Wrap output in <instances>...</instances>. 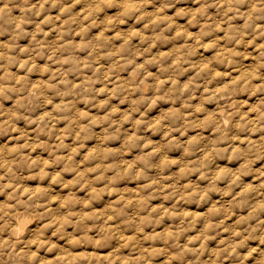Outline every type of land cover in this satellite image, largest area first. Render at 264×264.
Instances as JSON below:
<instances>
[{
    "label": "clouds",
    "instance_id": "obj_1",
    "mask_svg": "<svg viewBox=\"0 0 264 264\" xmlns=\"http://www.w3.org/2000/svg\"><path fill=\"white\" fill-rule=\"evenodd\" d=\"M0 264H264V0H0Z\"/></svg>",
    "mask_w": 264,
    "mask_h": 264
}]
</instances>
